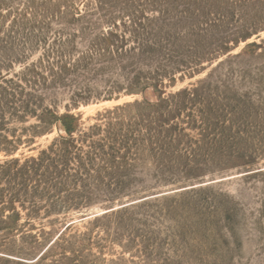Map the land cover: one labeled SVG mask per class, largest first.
Listing matches in <instances>:
<instances>
[{
	"label": "rangeland",
	"instance_id": "1",
	"mask_svg": "<svg viewBox=\"0 0 264 264\" xmlns=\"http://www.w3.org/2000/svg\"><path fill=\"white\" fill-rule=\"evenodd\" d=\"M149 105L176 139L124 183L0 172V264H264V0H0L1 165L50 114L143 144Z\"/></svg>",
	"mask_w": 264,
	"mask_h": 264
},
{
	"label": "trees",
	"instance_id": "2",
	"mask_svg": "<svg viewBox=\"0 0 264 264\" xmlns=\"http://www.w3.org/2000/svg\"><path fill=\"white\" fill-rule=\"evenodd\" d=\"M250 46L259 47L256 43ZM145 91H142V94H145ZM149 107V110L143 109L144 112H148L146 116L151 122L145 128L147 132L145 143L140 144L133 141L135 146L127 140L113 141L109 144L103 143L104 141H94L93 134L76 137L79 118L73 115L58 118L50 114L44 124L49 126L55 122L59 123L65 135L56 139L48 149L40 153L38 158L26 160L20 168H18L20 163L18 159L0 164V172L8 175L18 169L17 172L32 174L33 177L40 179H49L50 182H47V185L52 189L67 186L66 180L70 178H75L77 182L87 183L89 181L99 182L101 177L109 176L113 179H120L121 183H124L127 168L132 165L131 161H136L140 153L154 152L164 155L176 139V134L173 132L177 130L165 119L166 112L163 115L164 110L160 106L149 105ZM153 125H156V128ZM7 153L11 152L7 150ZM40 182L46 183L42 180ZM0 202L4 200L0 198Z\"/></svg>",
	"mask_w": 264,
	"mask_h": 264
}]
</instances>
